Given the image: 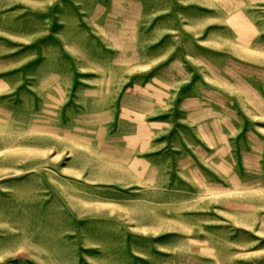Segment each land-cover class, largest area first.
<instances>
[{
  "label": "rangeland",
  "instance_id": "1",
  "mask_svg": "<svg viewBox=\"0 0 264 264\" xmlns=\"http://www.w3.org/2000/svg\"><path fill=\"white\" fill-rule=\"evenodd\" d=\"M0 264H264V0H0Z\"/></svg>",
  "mask_w": 264,
  "mask_h": 264
}]
</instances>
